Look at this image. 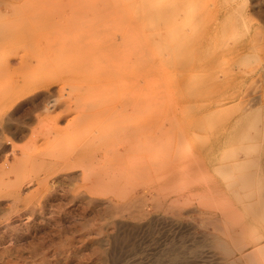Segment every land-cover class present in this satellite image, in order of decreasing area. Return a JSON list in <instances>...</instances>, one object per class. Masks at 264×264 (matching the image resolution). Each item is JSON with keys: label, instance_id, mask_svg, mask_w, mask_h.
Segmentation results:
<instances>
[{"label": "rangeland", "instance_id": "rangeland-1", "mask_svg": "<svg viewBox=\"0 0 264 264\" xmlns=\"http://www.w3.org/2000/svg\"><path fill=\"white\" fill-rule=\"evenodd\" d=\"M262 113L264 0H0V264H264Z\"/></svg>", "mask_w": 264, "mask_h": 264}, {"label": "bare ground", "instance_id": "bare-ground-1", "mask_svg": "<svg viewBox=\"0 0 264 264\" xmlns=\"http://www.w3.org/2000/svg\"><path fill=\"white\" fill-rule=\"evenodd\" d=\"M134 1V0H133ZM140 1V0H139ZM178 1V0H177ZM136 2H138V1H136ZM176 2V1H175ZM190 2V1H189ZM140 3V2H139ZM185 4L184 5H181V4H179V3H175V4H173V5H171V6H165L164 8H161V7H158L159 9H157V10H159V12H164V13H169V14H175V13H179L180 11H182L183 9H184V7L183 6H187V4H188V2L186 1V2H184ZM182 4H183V2H182ZM191 4H192V2H191ZM140 6V5H139ZM209 6V5H208ZM137 7V6H136ZM141 7V6H140ZM153 8V7H152ZM156 10V11H157ZM139 12V11H138ZM141 12V11H140ZM180 14V13H179ZM179 14H178V16H179ZM193 14H195V13H193ZM197 14V13H196ZM165 15V14H164ZM184 15V14H183ZM138 16H140V15H138ZM142 16V15H141ZM159 16V15H158ZM174 17H175V15H174ZM140 19H141V17H140ZM141 21H142V19H141ZM163 22V21H162ZM163 24V23H162ZM160 28V27H159ZM126 29V28H125ZM142 29V28H141ZM157 30V29H156ZM185 31H187V30H185ZM161 32V31H160ZM152 34V33H151ZM155 36V35H154ZM139 37H140V35H139ZM163 39V38H162ZM197 39V38H196ZM231 40V39H230ZM225 42V41H224ZM139 43V42H138ZM196 43V42H195ZM140 44V43H139ZM155 45H157V44H155ZM169 46V45H168ZM155 48V47H154ZM153 48V49H154ZM163 48V47H162ZM142 49V48H141ZM166 50H167V48H166ZM169 50V49H168ZM174 50V49H173ZM172 50V51H173ZM189 50V49H188ZM125 51V50H124ZM158 52V51H157ZM167 52V51H166ZM138 53H139V51H138ZM143 53L145 54V52H144V50H143ZM160 53V52H159ZM177 54V53H176ZM163 55V54H162ZM166 55V54H165ZM192 55V54H191ZM164 57V56H163ZM170 57V56H169ZM165 58V57H164ZM168 58V57H167ZM180 58V57H179ZM171 59V58H170ZM181 59V58H180ZM145 60V59H144ZM148 60V59H147ZM140 61V60H139ZM141 61H143V60H141ZM248 61V60H247ZM146 62H148V61H144L143 62V65L139 68V76H140V78H141V83L139 82L138 83V85H139V88L140 87H142L141 89H145L146 87V83H145V75H146ZM162 62H163V60H162ZM180 61H179V59H178V62H175V63H179ZM181 62H182V60H181ZM180 62V66H178L177 64H175L174 63V65H177L178 67H180L179 68V70H180V72H177L178 73V75L179 76H183V75H185V74H189L190 72H192L193 73V66H191V65H193V63H191L190 62V65H188V66H190V67H185V65L184 64H182ZM246 62V61H245ZM164 64V63H163ZM152 64L150 63V66H151ZM152 66H155V65H152ZM152 66H151V69H153L152 68ZM158 66V65H157ZM166 66H167V64H166ZM176 66V67H177ZM177 67V68H178ZM169 68V67H168ZM184 68V69H183ZM150 69V68H149ZM167 70V69H166ZM165 70V71H166ZM138 73V72H137ZM137 73H135V76H137L138 77V75H136ZM176 73V74H177ZM171 74H173L172 73V71H171ZM191 74V73H190ZM162 76H163V82H164V84H163V86H162V89H164V90H170V92L172 91V90H175V88H174V86H173V84L171 83V81H170V79H169V76H170V74L169 73H166V72H164V74H162ZM188 76H190V75H188ZM196 77V76H195ZM181 78V77H180ZM191 78V77H190ZM139 78H137V80H138ZM140 80V79H139ZM172 80V79H171ZM191 80V79H190ZM160 81V80H159ZM193 84H191L190 86H187L186 87V90L187 91H192V89H193V86H192ZM163 90V91H164ZM140 101V100H139ZM145 101V100H144ZM144 101H140L141 102V105H142V107L144 106ZM148 101V100H147ZM262 101V100H261ZM139 103V102H138ZM260 103V102H259ZM248 104H249V102H248ZM250 105H252V104H250ZM262 105V104H261ZM136 106H139V104L138 105H136ZM253 106V105H252ZM129 107V106H128ZM133 107V106H132ZM134 107H135V105H134ZM262 107V106H261ZM117 108H119V107H117ZM168 108H169V106H168ZM245 108V107H244ZM243 108V109H244ZM145 109V108H144ZM118 110V109H117ZM242 110V109H241ZM108 111V110H107ZM113 111H115V110H113ZM129 111V110H128ZM130 111L132 112L133 110H131V108H130ZM133 112H135V111H133ZM110 113V112H109ZM115 113V112H114ZM119 113V112H118ZM251 113V112H250ZM120 114V113H119ZM125 114V113H124ZM122 115V114H121ZM121 115H120V117H121ZM128 115V114H127ZM126 115V116H127ZM118 116V115H117ZM152 116V115H151ZM124 117V116H123ZM128 117V116H127ZM114 118V117H113ZM125 118V117H124ZM250 118V117H249ZM123 119V118H122ZM125 120V119H124ZM258 120H259V118H258ZM260 128H259V133H260V135L262 136V137H264V113H262V117L260 118ZM172 122H173V120H172ZM127 134V133H126ZM101 136H102V134H100ZM132 135V134H131ZM178 135V134H177ZM97 137V136H96ZM179 137V136H178ZM260 138V137H259ZM94 140V139H93ZM96 140V139H95ZM98 141V140H97ZM261 141V140H260ZM121 144V143H120ZM121 146V145H120ZM119 147V146H118ZM231 150V149H230ZM262 155H264V154H262ZM260 157V156H259ZM69 158V157H68ZM70 161V160H69ZM216 168V167H215ZM198 169V168H197ZM250 174V173H249ZM93 175V174H92ZM91 175V176H92ZM252 175V174H251ZM94 176V175H93ZM245 177H243V178H241L240 176V178H239V180H235V179H233V178H229V179H226V190H225V193H226V212H225V215H224V218H225V221H224V224H225V227L223 228V227H221L220 225H219V222H218V220L217 221H215V220H213L214 222H213V226L211 225V221H210V226L212 227V228H214V230L215 231H218V232H220L221 233V235L222 236H224V238L225 239H231V240H233V231H234V228H233V225H235V217H234V214H235V212H244V213H247L248 214V216L250 217V219L251 218H255V217H260V219L261 220H264V186H262V187H253V188H250L252 185H255V182H253V180L250 178V176L249 177H246V175H244ZM253 176V175H252ZM66 177V176H65ZM95 177H96V175H95ZM95 177H91V178H94L95 179ZM255 177V176H254ZM97 179H98V177H97ZM69 180V179H68ZM211 181V180H210ZM95 182V181H94ZM262 184H264V183H262ZM224 185V184H223ZM90 191V190H89ZM209 193V192H208ZM109 194V193H108ZM197 194V193H196ZM212 194V193H211ZM78 195V194H77ZM206 195V194H205ZM214 195V194H213ZM80 196H81V194H80ZM92 198V197H91ZM76 199V198H75ZM78 199H81L80 197L78 198ZM74 200V199H73ZM197 200V199H196ZM82 201V200H81ZM15 202V201H14ZM13 202V203H14ZM77 203H78V201H77ZM76 203V204H77ZM81 203V202H80ZM8 204V203H7ZM10 204V203H9ZM43 206V205H42ZM9 207V206H8ZM16 211V210H15ZM21 211V210H20ZM31 211V210H30ZM33 211V210H32ZM18 212V211H17ZM21 213H23V212H21ZM29 213V212H28ZM15 214H17L16 212L14 213V215ZM20 214V213H19ZM21 215V214H20ZM29 215V214H28ZM97 215V214H96ZM14 217V216H13ZM24 217H26V216H24ZM257 217V218H258ZM17 218H19V216L17 217ZM26 218H29V217H26ZM10 219V218H9ZM245 219H247V216H246V218ZM259 219V220H260ZM13 220V219H12ZM28 220V219H27ZM222 222V221H221ZM233 222H234V224H233ZM249 222H251L250 220H249ZM11 223H12V221H11ZM14 223V222H13ZM202 223V222H201ZM209 223V222H208ZM254 223V222H253ZM226 224H228V225H226ZM250 224V223H249ZM21 225V224H20ZM208 225V224H207ZM251 225V224H250ZM14 226V225H13ZM209 226V225H208ZM228 226H230V227H228ZM254 226V225H253ZM253 226L251 227V228H253ZM257 226V225H256ZM20 228V227H19ZM247 228H249V227H247ZM250 229V228H249ZM253 230H255L254 228H253ZM18 232V231H17ZM242 234V233H241ZM260 234V233H259ZM20 237V236H19ZM13 238V237H12ZM16 239V238H15ZM260 239H264V236H262V237H260ZM15 243V242H14ZM231 243V242H230ZM242 247V246H241ZM241 247H237V249L239 250V248H241ZM243 248V247H242ZM236 249V250H237ZM15 250V249H14ZM235 250V249H234ZM255 250H261V251H264V245H256L255 246ZM60 251V250H59ZM239 252V251H238ZM232 254V253H231ZM233 254H235L234 252H233ZM240 255V254H239ZM239 257V256H238ZM40 263V262H39ZM229 264H236V263H234V262H230Z\"/></svg>", "mask_w": 264, "mask_h": 264}]
</instances>
